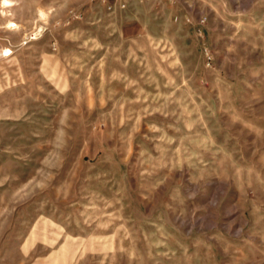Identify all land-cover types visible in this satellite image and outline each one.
Returning a JSON list of instances; mask_svg holds the SVG:
<instances>
[{
	"label": "rangeland",
	"instance_id": "rangeland-1",
	"mask_svg": "<svg viewBox=\"0 0 264 264\" xmlns=\"http://www.w3.org/2000/svg\"><path fill=\"white\" fill-rule=\"evenodd\" d=\"M0 264H264V0H0Z\"/></svg>",
	"mask_w": 264,
	"mask_h": 264
},
{
	"label": "built area",
	"instance_id": "built-area-1",
	"mask_svg": "<svg viewBox=\"0 0 264 264\" xmlns=\"http://www.w3.org/2000/svg\"><path fill=\"white\" fill-rule=\"evenodd\" d=\"M89 1L94 5L103 7L106 12L113 13L117 10L122 11L126 9L130 0H89ZM163 1L170 5H174L179 2V0H163ZM205 21H206V17L201 15L199 18V23L204 24ZM207 55L208 54L206 53V56ZM207 59L209 60L210 57L207 56Z\"/></svg>",
	"mask_w": 264,
	"mask_h": 264
},
{
	"label": "bare ground",
	"instance_id": "bare-ground-1",
	"mask_svg": "<svg viewBox=\"0 0 264 264\" xmlns=\"http://www.w3.org/2000/svg\"><path fill=\"white\" fill-rule=\"evenodd\" d=\"M8 53H9V51H8Z\"/></svg>",
	"mask_w": 264,
	"mask_h": 264
}]
</instances>
